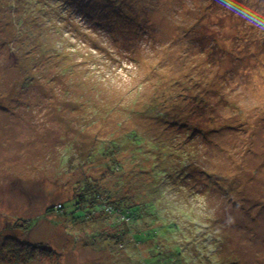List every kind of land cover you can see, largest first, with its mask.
<instances>
[{"label":"rangeland","instance_id":"374dc122","mask_svg":"<svg viewBox=\"0 0 264 264\" xmlns=\"http://www.w3.org/2000/svg\"><path fill=\"white\" fill-rule=\"evenodd\" d=\"M139 5L0 0V264H264V0Z\"/></svg>","mask_w":264,"mask_h":264},{"label":"trees","instance_id":"16d2710c","mask_svg":"<svg viewBox=\"0 0 264 264\" xmlns=\"http://www.w3.org/2000/svg\"><path fill=\"white\" fill-rule=\"evenodd\" d=\"M145 1L149 4V0H139V4L143 5V7H145L148 5ZM128 135L133 137L134 140H137V141L142 143L141 138L137 137L138 134L135 131H131L130 133H128ZM149 156L152 157L151 153L143 154V157L145 159L151 158ZM178 157L179 158L182 157L181 152H179ZM144 187L146 188V186H144ZM144 187H143V189H145ZM82 190H83L82 191L83 193H86V192H89L90 194L92 193L90 195L92 197H90V199H89L85 194L81 193V196H79L77 199L78 204L86 205L87 208L91 209L90 211L99 210V208L103 204H101L99 202V199H97V198L92 200L93 196L99 198L100 197L99 194H96L95 191H93V189L88 187L87 185H85V187ZM123 198H126V201L128 202L127 196H125ZM149 200L146 201V204L147 205H153L158 210V205L155 204V201L151 199L152 202H150ZM111 202H113V201L111 200ZM127 202H123V201L120 202V200L114 201V203L116 205L114 212L115 213L118 212L121 214V216L124 219L130 220L135 226H137L136 231H138L140 229L139 225H140V223H142V219L144 222H147V223L149 221L147 220V216H144V214L143 215L138 214L140 209H141L142 203L141 204H138V203L130 204L129 203V205H128ZM135 208H137V209H135ZM133 209H135V210H133ZM119 217H120V215H119ZM138 217H140V219H138ZM159 217L166 218L168 221H170L167 217H164L161 214L156 216V219L162 220ZM170 223L173 225L174 221L172 220ZM145 226H146V224H145ZM29 227H30V225H29ZM114 241L117 244L120 243L117 240H114ZM47 246L48 245H45V244L36 245L34 243L23 242L21 240L19 241L17 238H13L11 236H6L4 238V240H2V242L0 243V259L9 260V261L17 259L18 262H22V261L25 262V260L27 262L28 260H30V257L34 256L38 252H41V253L45 252V254H48L47 253L48 250L53 251V249H51V247H47ZM23 255L25 256V259H23L24 258V257H22ZM20 260H22V261H20Z\"/></svg>","mask_w":264,"mask_h":264}]
</instances>
